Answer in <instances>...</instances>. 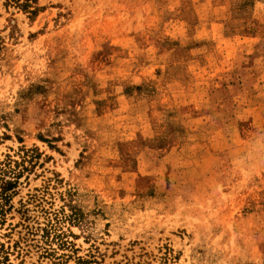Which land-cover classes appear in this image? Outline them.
<instances>
[{
    "label": "rangeland",
    "instance_id": "rangeland-1",
    "mask_svg": "<svg viewBox=\"0 0 264 264\" xmlns=\"http://www.w3.org/2000/svg\"><path fill=\"white\" fill-rule=\"evenodd\" d=\"M33 1L0 0V264H264V0Z\"/></svg>",
    "mask_w": 264,
    "mask_h": 264
},
{
    "label": "trees",
    "instance_id": "trees-1",
    "mask_svg": "<svg viewBox=\"0 0 264 264\" xmlns=\"http://www.w3.org/2000/svg\"><path fill=\"white\" fill-rule=\"evenodd\" d=\"M32 1L33 0H7L9 4H14V6H17L18 8L29 10L31 13H35L37 8L31 9Z\"/></svg>",
    "mask_w": 264,
    "mask_h": 264
}]
</instances>
